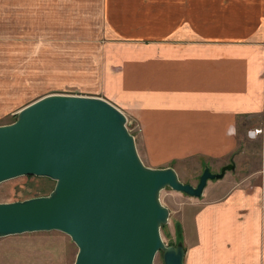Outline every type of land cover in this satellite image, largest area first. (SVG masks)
<instances>
[{"label": "crops", "instance_id": "obj_1", "mask_svg": "<svg viewBox=\"0 0 264 264\" xmlns=\"http://www.w3.org/2000/svg\"><path fill=\"white\" fill-rule=\"evenodd\" d=\"M54 1L0 0V34L10 10L16 33L22 17L34 30L41 8L49 41L41 63L69 61L75 80L95 66L97 88L77 94L106 100L141 130L134 138L145 166L176 171L178 161L202 158L235 170L246 159L243 145L256 141L247 130L264 124V0ZM57 14L58 30L50 26ZM16 58L7 57L12 65ZM258 160L237 179L225 172L228 187L203 191L184 210L183 264H264Z\"/></svg>", "mask_w": 264, "mask_h": 264}, {"label": "water", "instance_id": "obj_2", "mask_svg": "<svg viewBox=\"0 0 264 264\" xmlns=\"http://www.w3.org/2000/svg\"><path fill=\"white\" fill-rule=\"evenodd\" d=\"M127 119L99 97L50 94L0 125V183L25 175L56 181L47 196L0 203V238L60 231L76 245L73 264H183L181 243L167 246L160 229L169 210L163 189L201 198L208 181L234 170L204 166L193 186L172 167L141 161Z\"/></svg>", "mask_w": 264, "mask_h": 264}, {"label": "rangeland", "instance_id": "obj_3", "mask_svg": "<svg viewBox=\"0 0 264 264\" xmlns=\"http://www.w3.org/2000/svg\"><path fill=\"white\" fill-rule=\"evenodd\" d=\"M60 0H55L57 4ZM42 2V1H41ZM10 0H8V5ZM8 17H3L0 34V125L10 124L16 119L17 112L24 106L36 101L44 95L62 94L78 95L79 92L91 91L97 88V81L92 79L91 74L95 72L93 66L92 73L82 72L80 80H75V67L69 61L64 64H54V60H44L41 63L42 53L46 52L49 41L43 40L42 32V11L41 8L33 15L30 23H33L34 30L30 31L26 17L20 18L17 23L18 32L11 30V10ZM57 16V17H56ZM52 17L51 28L58 30L59 15ZM25 21V22H23ZM10 22V23H8ZM74 25V20H69ZM48 23L45 28L48 29ZM26 31V32H25ZM16 54V65H12L7 57ZM46 69H43V66ZM18 67V68H17ZM85 71V68H84ZM85 74V76H83ZM78 93V94H77ZM264 122V120L262 121ZM128 131L136 137L140 134V129L134 123H126ZM258 130L261 132L257 133ZM253 134L256 138L252 144H245L242 153L246 157L244 161L236 159L238 168L234 171L226 172V178L237 179L238 173H245L257 169L258 158L264 159V124L247 130L246 136ZM245 136V137H246ZM143 144L138 146L142 151ZM240 157V156H239ZM253 158V159H252ZM252 159L250 162L248 160ZM253 160H257L253 163ZM229 164V163H228ZM226 164V165H228ZM204 166H208L212 172H219L220 164L216 161L183 160L176 163V173L182 183H189L196 186L198 178ZM215 179L208 181L204 189L205 196L211 192H221L228 187L227 180ZM56 181L48 177L25 175L16 177L0 183V203L23 201L26 199L47 196L53 190ZM204 193V192H203ZM203 199L187 196L184 193L176 192L170 188L163 189L159 194L161 204L168 208V222L160 229L162 241L167 246H175L183 241V228L181 217L187 208H196V204ZM182 244V243H181ZM78 249L70 240L69 236L60 231H42L11 235L0 238V264H73ZM153 264H163L162 253L158 252Z\"/></svg>", "mask_w": 264, "mask_h": 264}, {"label": "built area", "instance_id": "obj_4", "mask_svg": "<svg viewBox=\"0 0 264 264\" xmlns=\"http://www.w3.org/2000/svg\"><path fill=\"white\" fill-rule=\"evenodd\" d=\"M259 132H261V130H258V132H257V133H259ZM254 133H255V132H253V134H254ZM255 134H256V133H255ZM255 134H254V135H255Z\"/></svg>", "mask_w": 264, "mask_h": 264}, {"label": "trees", "instance_id": "obj_5", "mask_svg": "<svg viewBox=\"0 0 264 264\" xmlns=\"http://www.w3.org/2000/svg\"><path fill=\"white\" fill-rule=\"evenodd\" d=\"M163 228V227H162Z\"/></svg>", "mask_w": 264, "mask_h": 264}]
</instances>
